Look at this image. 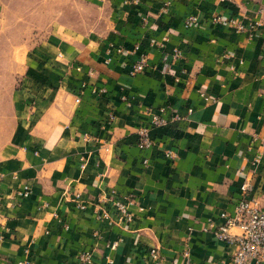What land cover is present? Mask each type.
I'll return each mask as SVG.
<instances>
[{"label":"crops","instance_id":"crops-1","mask_svg":"<svg viewBox=\"0 0 264 264\" xmlns=\"http://www.w3.org/2000/svg\"><path fill=\"white\" fill-rule=\"evenodd\" d=\"M16 1L0 0V264H156L154 248L233 264L221 215L244 183L264 210V0ZM123 199L131 223L98 219Z\"/></svg>","mask_w":264,"mask_h":264},{"label":"built area","instance_id":"built-area-1","mask_svg":"<svg viewBox=\"0 0 264 264\" xmlns=\"http://www.w3.org/2000/svg\"><path fill=\"white\" fill-rule=\"evenodd\" d=\"M197 17L192 16L185 21V27L191 28L195 25ZM216 21H220L217 19ZM234 22V21H233ZM237 24L239 30H243L242 24ZM147 66V58L143 57L134 66V73H141ZM79 101V99L77 100ZM189 113H192V109H189ZM183 118L176 116L172 121H180ZM172 121L155 115L153 117L152 125L154 127H165ZM139 148L146 150L154 145V142L150 136L149 129H139ZM166 157L170 160H175L177 154L172 150H167ZM19 196L27 197L29 190L26 188L23 192H18ZM127 199V198H126ZM112 206L114 214L108 210H102L97 215L98 219L106 220L110 224L124 226L131 223L134 219L133 214L129 211L128 203L123 200H112ZM81 209H84V205H79ZM224 223L217 229L216 235L219 240L233 245L236 247V253L233 257V264H260L264 261V210L261 207L257 198H255L249 191V184L244 183L241 186V197L235 207L234 214L223 213L221 215ZM234 228L239 229V233L233 234L230 231ZM117 243L112 245V248L117 247ZM92 252L87 251L81 253L79 256V264H92ZM150 259L156 264H161L164 261V256L158 248H154L150 251ZM186 262L184 264H193L190 260L189 253H185ZM18 264H36L30 259L19 262Z\"/></svg>","mask_w":264,"mask_h":264},{"label":"rangeland","instance_id":"rangeland-1","mask_svg":"<svg viewBox=\"0 0 264 264\" xmlns=\"http://www.w3.org/2000/svg\"><path fill=\"white\" fill-rule=\"evenodd\" d=\"M47 2L50 1V4L52 2V0H46ZM20 5V10L23 11L24 10V4H25V0H17L16 1V5ZM54 16V15H53ZM27 17L26 15L24 14H21V23L24 21V18ZM46 17H49V16H46ZM56 17V16H55ZM58 17H62L61 19H68V20H71V15H65V16H62V15H59ZM23 26V24L21 25V27Z\"/></svg>","mask_w":264,"mask_h":264}]
</instances>
